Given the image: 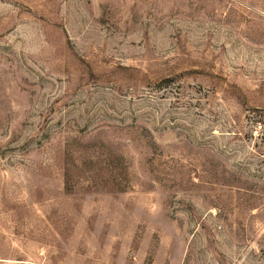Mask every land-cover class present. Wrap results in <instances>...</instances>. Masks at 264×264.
<instances>
[{"label": "rangeland", "instance_id": "1", "mask_svg": "<svg viewBox=\"0 0 264 264\" xmlns=\"http://www.w3.org/2000/svg\"><path fill=\"white\" fill-rule=\"evenodd\" d=\"M0 264H264V0H0Z\"/></svg>", "mask_w": 264, "mask_h": 264}]
</instances>
